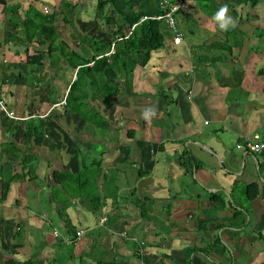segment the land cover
<instances>
[{"label":"crops","instance_id":"crops-1","mask_svg":"<svg viewBox=\"0 0 264 264\" xmlns=\"http://www.w3.org/2000/svg\"><path fill=\"white\" fill-rule=\"evenodd\" d=\"M15 2L23 17L29 4L41 11L55 0ZM186 3L178 16L180 43L169 32L164 48L134 70L131 88L123 81L112 99L86 100L105 118L97 127L61 103L77 69L56 56L32 71L26 55L37 44L4 19L0 0V98L19 117L0 112V264L264 259V166L246 145L254 134L264 136V74L257 73L264 46L254 42L262 33L249 34L244 20L238 28L250 36H229L231 52L208 48L225 39L223 30L213 34L215 26L202 23L215 15L201 12L195 0ZM85 20L75 21L76 30L60 26V39L73 47L84 33L109 42ZM10 31L18 38L4 44ZM149 107L156 116L145 120ZM37 116L44 120L41 144L24 135ZM55 170L71 173L68 193ZM252 183L249 196L245 185Z\"/></svg>","mask_w":264,"mask_h":264},{"label":"trees","instance_id":"trees-1","mask_svg":"<svg viewBox=\"0 0 264 264\" xmlns=\"http://www.w3.org/2000/svg\"><path fill=\"white\" fill-rule=\"evenodd\" d=\"M12 1L15 0H6L4 19L13 29H22L29 42L37 44L33 54L27 53L25 64L31 67L32 71H36L46 59L51 60L56 56H61L71 69H77L65 96L64 110L67 113H77L86 120V123L91 124L92 122L97 127L105 122V118L90 102L86 101L87 95L84 89L87 83L88 87L93 88V96L102 95L106 99H112L120 91L123 81L126 82L128 88H131L134 70L137 67H145L151 57V52L164 48L167 39L165 32L174 34L167 27L165 20L145 18L164 14L160 4L162 0H95L94 14L86 20L93 21L99 26L109 42H102L95 35L79 33L80 41L72 47L67 40L60 39L58 29L66 24L74 27L78 19L83 21L85 18L80 16V12L86 4H80V0L76 2L55 0L52 8L45 6L41 11L29 4L28 8L22 12V17L18 12L20 3ZM167 1L174 2V0ZM195 2L196 7L208 16L215 15L221 6H228L229 15L235 21L236 26L227 31L223 30L225 35L223 41L219 39L208 45V48H219L221 52H231L229 36L236 41L246 35L238 28L240 22L244 20L260 22L262 19V16L253 10L257 11L264 6V0H195ZM182 10L180 8L173 13L178 30L181 27L178 23V16ZM256 29H259L257 25ZM232 31L236 32L239 37L236 38V33L230 34ZM260 36L263 35L260 34ZM17 38L18 36L10 31L3 43H15ZM86 45L91 49V53L88 49L86 50ZM257 73L264 74V66L260 67ZM43 130L44 120L38 116L31 117L25 124L24 135L29 138L33 137L36 144H41ZM191 160L189 158V161ZM82 175L83 171H80L74 178L78 180ZM54 176L65 177L59 181L68 193V179L72 177L71 173L55 170ZM250 187L255 188L256 184L245 185L246 193ZM82 188L86 191V188ZM84 194L89 196L91 192L87 191ZM259 236L264 240V233H260ZM28 263L29 261L11 262V264ZM259 264H264V259Z\"/></svg>","mask_w":264,"mask_h":264},{"label":"built area","instance_id":"built-area-1","mask_svg":"<svg viewBox=\"0 0 264 264\" xmlns=\"http://www.w3.org/2000/svg\"><path fill=\"white\" fill-rule=\"evenodd\" d=\"M160 4L164 10V14L157 15V16L150 17V18L158 19V20L159 19L165 20L167 27H169L174 33V38H173L174 41L178 42L181 39V34L176 27L175 18L173 16V13L180 8L183 9V7L186 4V0H174V2L162 0ZM61 103H64V100ZM0 112L6 117L11 118V119L19 118L14 114L13 111L10 110L6 101L3 98H0ZM246 145L254 154L258 156V160L260 164L264 166V136L260 134H254L252 137V140L249 141ZM237 148L241 149L243 148V146L238 144ZM81 233L82 231L77 232L76 236H80ZM53 234L54 236L59 235L57 230H54ZM70 241L72 242V240H69V239L67 240V242H70Z\"/></svg>","mask_w":264,"mask_h":264},{"label":"rangeland","instance_id":"rangeland-1","mask_svg":"<svg viewBox=\"0 0 264 264\" xmlns=\"http://www.w3.org/2000/svg\"><path fill=\"white\" fill-rule=\"evenodd\" d=\"M73 2H76V1H78V0H72ZM86 4V7H84L83 6V9H81V12H80V16H82L83 18H85V19H88L89 17H92V15L94 14V4H95V0H85V1H81V3L80 4ZM186 7H187V3L185 4V6L183 7L184 9H186ZM255 10H253V12H254ZM256 12V11H255ZM260 13V12H259ZM262 19H261V21L260 22H253V21H248L247 22V27L245 26V25H241L242 27H244V29H246L247 30V32L249 33V34H253V30L256 32V33H262V35L263 36H260V35H258L257 36V39H254V42H258V43H260V44H257L258 46H260V47H263L264 46V11H262ZM205 18V20L203 21V23H202V25H204L205 27H212V25L213 26H215V29H214V33L213 34H218V35H220V32H218V31H221V29L219 28V25H218V23L215 21V19H214V17H213V19H211V18H207V17H204ZM203 18V19H204ZM210 19V20H209ZM236 19H237V17H236ZM253 22V23H252ZM255 25H258L259 27H260V31H259V29H258V31H257V29L255 28ZM68 26H70V25H68V24H66V27H68ZM97 26V25H96ZM240 26V27H241ZM98 27V29L99 30H101L100 28H99V26H97ZM74 29H75V27H74ZM76 30V29H75ZM218 32V33H217ZM166 33V37L169 35V32L168 31H166L165 32ZM100 34V33H99ZM75 35H73V37H74ZM250 35H245L244 36V38L245 39H247L248 37H249ZM261 37V38H260ZM242 38V37H241ZM260 39V40H259ZM87 40V39H86ZM182 40V38L178 41V42H175L174 41V39L172 40V42L173 43H175V44H178V43H180V41ZM74 41L76 42V41H80V39L77 37V38H75L74 37ZM169 42V41H168ZM170 43V42H169ZM82 45H84V43L82 44ZM56 53H58V52H56ZM262 54H264V52L262 53ZM253 55L255 56V51L253 52ZM262 64V63H261ZM261 64H259L260 65V67H263L264 65H261ZM90 89H91V91H90ZM93 88L92 87H89L88 88V83H87V89H84V92L86 93V95H87V99H89L90 98V95H92L93 96ZM100 99H102V98H100ZM88 102V101H87ZM87 106H89V105H87ZM22 142V141H21ZM85 188V187H84ZM57 193L58 194H60V193H62V192H60V191H57ZM264 244V243H263Z\"/></svg>","mask_w":264,"mask_h":264},{"label":"clouds","instance_id":"clouds-1","mask_svg":"<svg viewBox=\"0 0 264 264\" xmlns=\"http://www.w3.org/2000/svg\"><path fill=\"white\" fill-rule=\"evenodd\" d=\"M147 18H150V17H147ZM214 19L218 23L219 28L224 31L229 30L230 27L234 28L236 26L235 21L229 15V8L227 5H223L219 8V10L215 13ZM64 102H65V99H64ZM141 115H142V118H144L145 120H150L152 117L156 116V110L155 108L149 107V108L144 109Z\"/></svg>","mask_w":264,"mask_h":264}]
</instances>
